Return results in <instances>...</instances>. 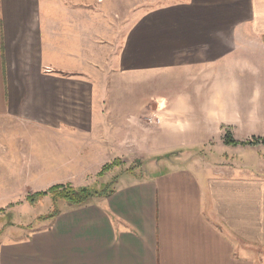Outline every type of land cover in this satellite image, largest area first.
Masks as SVG:
<instances>
[{"label":"crops","instance_id":"0c3cea01","mask_svg":"<svg viewBox=\"0 0 264 264\" xmlns=\"http://www.w3.org/2000/svg\"><path fill=\"white\" fill-rule=\"evenodd\" d=\"M262 98L264 0H0L6 165L38 191L146 171L103 172L0 264H264Z\"/></svg>","mask_w":264,"mask_h":264},{"label":"rangeland","instance_id":"374dc122","mask_svg":"<svg viewBox=\"0 0 264 264\" xmlns=\"http://www.w3.org/2000/svg\"><path fill=\"white\" fill-rule=\"evenodd\" d=\"M130 8L132 9V7ZM256 90L247 92L248 100L251 99L253 96H255V94L257 93ZM160 91L161 89H159V92ZM255 98L256 97H254V99ZM241 105L245 106V102L241 103ZM258 110L264 111V98H262ZM228 133L232 135L231 131L226 129L225 138ZM225 140L226 139H224V142L227 145ZM259 141L260 139L253 137L250 141L240 142V144L236 146L246 145V144L247 145H254V144L260 145L258 144L260 143ZM0 142L2 145L0 146V151L2 153L3 146L7 145L8 142L5 139ZM263 143H264V138L261 140L262 145ZM178 144L179 143H177V145ZM169 146H166V147L169 148ZM203 149H201L200 151H197L196 154L194 153L192 156L188 155L187 157H183V159L187 161L189 159H194L198 157H201V158L207 157V156H204V153L206 150H203ZM217 150H218V147H217ZM229 153H232L238 156L240 155V153L237 154L232 151ZM207 154L209 155L208 157H213L212 160L215 159V154L212 155L213 154L212 151H207ZM172 156L176 157L179 155L172 154ZM238 156L237 158H240V159L242 158L241 156L240 157ZM5 160L6 159L4 156L0 157V242L5 240L6 237H8V239H16V238L26 235L33 229L42 227L43 224H40L38 222L39 219L41 217H48L51 214L55 213L58 210V207L60 206V204L62 202H65L63 200L53 199L51 195H47L38 201V198L36 197L38 193L46 192L49 189L56 187V186H61V187L70 186L76 190L88 188V189H91L93 193H96V192L99 193V192H102V190H97V189H100L102 187V184L104 182H107L108 180V178H103L104 176L103 172L106 173L111 169L110 168L109 170H105L107 165L104 166L103 168L104 170H102V172L98 175V178L100 179L99 183H97V187L99 186L98 188L97 187L91 188V187H86V186L83 188H78V187L73 186L72 184H57V185L50 186L47 190L38 191V188H43L46 186H39L41 183L30 181L28 179V176L23 175L24 167L23 165H21L22 164L21 159L16 160L17 164L13 166L6 165ZM114 162H117V161L115 160ZM114 162H112L111 164H113ZM116 164L120 165V167H117V169L111 172V177H115V176L117 177L119 174L124 173L127 168H131L132 170H135V171L140 170L142 174L146 172L145 167H142L143 165L141 161L135 162L133 165L129 167L122 166L119 160H118V163ZM29 198L37 199V203L35 205H31L28 202Z\"/></svg>","mask_w":264,"mask_h":264},{"label":"trees","instance_id":"16d2710c","mask_svg":"<svg viewBox=\"0 0 264 264\" xmlns=\"http://www.w3.org/2000/svg\"><path fill=\"white\" fill-rule=\"evenodd\" d=\"M225 139H226L225 141L227 144L235 145V146L240 144V142H237L233 139V137L230 133H228L226 135ZM248 144H250V143H248ZM116 163H118V161L114 162L111 165H107L105 170H109L110 168H113L114 166L117 165ZM100 194L101 193H98V192L93 193V191L91 189H88V188L76 190L70 186H66V187L65 186L64 187L56 186V187L49 189L46 192L38 193L36 197L38 198V201H39L42 198H44L45 196L51 195L53 197V199L63 200L65 202H67L68 205L73 206V207H80V206H84V205L88 204L92 198H94L96 196H100ZM28 202L31 205H35L37 203V199L29 198ZM57 214H58V212L56 211L55 213L51 214L50 216L41 217L40 219L45 220V219L54 218L55 216H57Z\"/></svg>","mask_w":264,"mask_h":264},{"label":"built area","instance_id":"2783aa9c","mask_svg":"<svg viewBox=\"0 0 264 264\" xmlns=\"http://www.w3.org/2000/svg\"><path fill=\"white\" fill-rule=\"evenodd\" d=\"M160 121H161V120H160L159 118H157V119H155V120L153 119V117H150V118H149V122H150L151 124H153V123H158V124H159Z\"/></svg>","mask_w":264,"mask_h":264}]
</instances>
